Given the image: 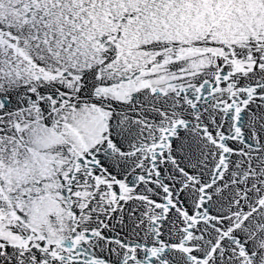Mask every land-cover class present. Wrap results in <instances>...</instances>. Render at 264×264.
I'll return each instance as SVG.
<instances>
[{"label": "snow or ice", "instance_id": "snow-or-ice-1", "mask_svg": "<svg viewBox=\"0 0 264 264\" xmlns=\"http://www.w3.org/2000/svg\"><path fill=\"white\" fill-rule=\"evenodd\" d=\"M0 264H264V0H0Z\"/></svg>", "mask_w": 264, "mask_h": 264}]
</instances>
